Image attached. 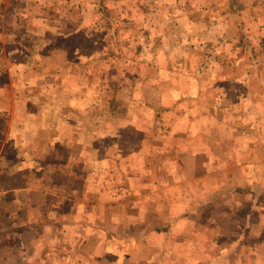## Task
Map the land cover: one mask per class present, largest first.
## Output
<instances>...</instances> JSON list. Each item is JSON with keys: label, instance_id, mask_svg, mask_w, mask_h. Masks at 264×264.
I'll return each mask as SVG.
<instances>
[{"label": "rangeland", "instance_id": "obj_1", "mask_svg": "<svg viewBox=\"0 0 264 264\" xmlns=\"http://www.w3.org/2000/svg\"><path fill=\"white\" fill-rule=\"evenodd\" d=\"M123 1L130 10H147L150 0ZM60 2L66 10L65 0ZM73 2L77 22L88 7L94 27L45 30L42 50L61 61L34 63L32 52L43 44L32 39L17 47L23 55L16 56L14 47L7 56L19 71L18 100L35 110L21 147L22 167L31 166L28 179H37L40 168L47 185L59 193L74 188L77 201L95 206L86 212L49 195L47 209L32 212L40 220L34 223L40 239L34 241L32 232L11 237V229L15 235L27 229L20 224L0 226L6 231L0 248L17 245L8 256L0 253V263L20 255L25 240L33 247L27 264L64 258L62 264H117L118 251L121 264L123 247L126 264H264V0H174L175 6L228 9L215 31L197 30L208 17L191 13L198 22L188 24L190 35H216L211 42L201 36L195 45L186 42L187 32L176 26L167 31L159 18L158 29L151 30L154 16L125 13L121 0ZM68 30L71 39L64 37ZM171 81L176 94L165 84ZM173 101L183 114L168 109ZM150 103L159 109L154 126L150 112L145 114ZM40 107L47 111L41 120ZM204 117L211 120L207 134L206 126L199 127ZM173 121L176 127L182 122L177 132ZM214 121H221L219 128ZM149 126L154 143L141 139L152 133ZM43 127L56 131L57 140L50 141L47 130L46 137L38 135ZM187 133L203 134V158L191 157L198 152ZM54 205L68 212L60 215L79 219L71 229L43 223L56 221ZM55 248L68 254L55 255Z\"/></svg>", "mask_w": 264, "mask_h": 264}, {"label": "crops", "instance_id": "obj_2", "mask_svg": "<svg viewBox=\"0 0 264 264\" xmlns=\"http://www.w3.org/2000/svg\"><path fill=\"white\" fill-rule=\"evenodd\" d=\"M60 1L61 0H0V215H1L0 217H2L1 218L2 221H0V226L4 228L6 226L5 224L6 221L11 222L13 225L12 227L19 226V224L21 226H25L27 229L24 231L21 230L20 231L21 233L19 235L17 234V231H16V235L12 234L11 232L12 229L9 231L11 237L13 235L18 240H20V238H26L25 234L28 232L29 233L32 232L35 235L34 241L42 237L37 232L36 233L34 232L35 231L34 223L35 222L38 223L40 220L39 217L38 218L33 217L32 212L34 211L35 208H38L39 211H44V209H47L48 205L46 206V203L49 198V195L53 194L54 197L57 194L61 195L64 197V202L68 200V202H72V203L74 202L72 204L73 206L74 205L84 206L83 211L86 212L92 211V209L95 206V204H92L91 206H86L83 202L77 201L75 198L76 197L75 194L78 193V191L74 188L69 189L68 190L69 193L67 192L59 193L58 189H56L54 185L53 187L47 185L45 179L46 175H44L40 171V168L37 171V176H36L37 179H28V177L31 176L29 175V171L28 170L26 171V169L28 167H31L29 165L30 163H28L27 165L24 164V167H22L20 163V159L22 160L23 157H25V155L23 154L24 147H23V151L21 147L22 144H24L25 140L28 138L27 137L28 135L25 133V129L28 130L29 128L28 126H31L29 120L32 117L35 118V110L33 112V109L30 108L29 104H27L28 105L27 107H24L23 103L18 100V97H22L23 91L21 88L15 91L17 86L14 78L15 76H18L19 71L15 70V68L13 67L12 63L14 61L11 62L12 59L8 58L7 56L8 49L11 50L15 47L17 52L16 56H21L20 54L23 55L24 50H19L17 47L27 45V39H32L38 45L43 44L32 52V55L35 54L34 57H32L34 63L49 62L48 59L52 60L51 58H53L55 62H58L61 61V57H59V55H55V54L51 55L48 54L50 52H47L46 49L42 50V48L46 44L45 42H43L44 38H41L40 36H46L45 30L47 28H54L55 30H60V31L65 29L81 31L82 29L88 28L89 26L92 29L94 27L92 23L93 22L92 19H91L92 22H89L90 17H87L86 16L87 14H85V10H84L85 7L82 10H80L82 14H84V17L82 18L83 21L77 22V20L79 19H77V17H74L73 14H76L78 12H76L74 8H70L72 4L73 5L75 4L73 0H68L69 2L65 0L66 10L64 8L60 9V3H61ZM121 1L123 4H125V6H122L120 9L121 11L123 10L125 13H128L130 11L132 14H136V15H143L144 13H148L149 16L153 15L156 21L155 22L152 21L150 23L151 30L158 29L156 23L159 18L161 21L163 20L164 22H166L167 31L171 29L173 30V27L176 26L177 30L179 28L182 32H187L188 35L186 37V42L188 43V45L199 44L201 40V36L205 38V42H211L213 38H216L215 34H211L209 33L210 31H206L205 29H204L205 34L198 35V33H196L190 35L189 31H193V30L191 29L189 31H186V29L188 28V24H192L193 26H196L194 23L198 22V20L191 19V13L199 12L201 15L206 14V16L208 17L206 25H203L201 23V20L199 21L200 23L198 24L197 30L201 31V28L208 29L209 27H210L209 29L214 30L215 22L221 23L222 21L221 18H223L221 16L223 15L224 12L228 10L224 7L215 4L201 8H194V7L191 8L189 6H180V5L175 6L174 0H150L149 7L147 10H144L142 8L139 10H130L128 9L126 3L123 0ZM47 2H49L48 5ZM103 8H105L104 5L102 6V9ZM85 9L87 10V13L90 10L88 7H86ZM97 14H101L100 10H98ZM51 21H53L54 23L53 25H50ZM228 28L231 31L233 30L231 26ZM71 31L70 30H68V32L64 31L63 33H67L66 36L64 37L71 39V37L74 36V34H72ZM261 32L264 33V28L260 31V33ZM218 36H220V33L218 34ZM57 38L60 39L61 36L58 35ZM189 40H191L192 43H189L188 42ZM262 40L264 41V37L262 38ZM61 42H63V40H61ZM52 45H60V43L53 42ZM59 50L60 48L55 50V52ZM57 54L59 53L57 52ZM170 57L172 56H169L167 58ZM176 58L180 59V57H175V59L172 60H177ZM174 70L176 71L175 68ZM21 77H23L22 73H21ZM217 82L219 81L217 80ZM165 84L167 85V87H169L168 90L170 92L176 94V89H175L176 87L172 81L166 82ZM170 88L172 89L170 90ZM213 88L215 90L218 89L216 88V86H214V84L212 86V90ZM204 90L205 89L202 88L201 92L202 93L205 92ZM182 101L180 103H182ZM150 105L151 107L147 106L148 108L145 109L146 110L145 114H147V112H150L151 114L150 124L151 126H154L155 125L154 120L155 118H157L158 115L157 112L159 109H157L158 107H156L155 104L153 103H150ZM178 107H179V103H177V101H173V103H171L168 109H171V111L172 110L177 112L179 111V113L183 114V111L179 110ZM40 108L41 111L39 113L40 115L39 119L41 120L43 116H46L47 111L46 109H42L43 107ZM160 109H164V108H160ZM165 111L166 109L164 110V112ZM196 112L197 115L198 113L202 115V113H200L198 110ZM16 114H18L21 117V119L19 117L16 118ZM218 116H221L220 113ZM208 118L209 117H204V118H200L199 120H203V123H205L206 120H208ZM142 120L143 118L141 119V121ZM183 120H185V118ZM209 120L206 125H204L203 123L199 125V127H201V130L204 129L205 126L207 127L205 128L204 131L206 132L205 134H207V131H210L209 130L210 127L212 128V126L209 123ZM185 121L189 123L188 120ZM173 122L174 124L177 123L175 121ZM134 124L139 125L138 123H136L135 120H134ZM157 124H160V122L156 121V125ZM174 124L172 123L171 127L174 129L173 132H177L180 124L178 127H176V124L175 125ZM220 124L221 121L215 122V127L218 126L219 128ZM18 125L20 126L18 127ZM151 126L149 127L152 128V133L150 134L147 133L148 135L144 133L143 136H141V139L146 142L148 140L154 143L155 141H157V137L155 138L156 135L153 133L154 128ZM190 126L192 125L190 124L188 126L189 129ZM143 127L145 128V126ZM46 130L48 132V137L50 141L57 140L58 136H56L55 134L56 131L49 133V129L47 127H43L42 130L40 129L38 135L46 137L47 136V133H45ZM166 131L167 130H165L164 132ZM167 134L169 135L168 131ZM174 135L175 134L173 133V136ZM187 135H189L188 137L191 140V142L192 141L194 142L193 147L196 148L198 152L191 155V157L193 159H195L196 157L203 158L204 155L200 153L204 149L203 147L204 145H202L203 143L201 142L200 144V139L203 138L202 136L203 134L199 133V136H201L200 138L199 136H196L195 133L193 134L187 133ZM108 137L110 138V134ZM19 166H21L22 168ZM37 180L38 183L36 182ZM56 181H57L56 178H54V180H51V182L53 183ZM64 202L63 204H65ZM53 210L56 212V216H55L57 218V219L55 218L56 221H51V219H49L48 221H43V223H47V224L51 223L52 225L55 224V227L63 226L68 229H71L79 220L77 217H75L76 216L75 214L72 216L66 215L68 217H64L60 215L68 212L65 211V213L63 212L59 213V208H57L55 205L53 207ZM255 213L257 214V212ZM261 222H263V217H261ZM1 230L2 229H0V237L3 236L4 232H6V231L2 232ZM16 246L17 245H15L14 247L12 246L13 248L12 247L0 248L1 255L7 254L8 256V254L12 252V249H15ZM19 249H20L19 251L21 252L20 255H17L15 258L12 257L10 261L9 260L7 262L3 261L4 263L2 264H21L22 262H23L22 264H27L29 257L32 254L31 251L33 250V247L30 246L29 248L28 245H26L25 240H23L22 245H20ZM58 249L60 250V248ZM59 250H56L55 248L53 250V253L55 255L59 254L60 257L62 254L65 255L68 254V250H66V248H63V251H59ZM121 252H122L121 257L123 258L121 264H126L125 261L126 260L129 261L130 258L125 259V256L123 255L125 252L124 247L122 248ZM70 253L71 252H69V254ZM116 254H117V264H120L119 261L120 251L116 252ZM64 259H59L57 261L55 260L54 264H62L61 261ZM16 260H19L21 262L16 263ZM29 263L32 264L30 261ZM69 264H74V262L71 263L70 261Z\"/></svg>", "mask_w": 264, "mask_h": 264}]
</instances>
